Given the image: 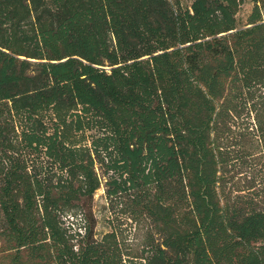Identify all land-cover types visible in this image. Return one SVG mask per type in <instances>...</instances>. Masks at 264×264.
Wrapping results in <instances>:
<instances>
[{
	"label": "trees",
	"instance_id": "obj_1",
	"mask_svg": "<svg viewBox=\"0 0 264 264\" xmlns=\"http://www.w3.org/2000/svg\"><path fill=\"white\" fill-rule=\"evenodd\" d=\"M0 239L6 264H264V0H0Z\"/></svg>",
	"mask_w": 264,
	"mask_h": 264
},
{
	"label": "rangeland",
	"instance_id": "obj_2",
	"mask_svg": "<svg viewBox=\"0 0 264 264\" xmlns=\"http://www.w3.org/2000/svg\"><path fill=\"white\" fill-rule=\"evenodd\" d=\"M251 7V4L250 3H243L237 16L240 20H244L245 19V16H246V13L248 12V10L250 9ZM103 187L101 186L100 188H98L95 192V194L93 195V198H92V211L95 213L96 217L98 219H102V215H103V212H104V209H102L103 205H104V197H103ZM69 219L75 221V222H79V217L76 216V217H70ZM99 228L102 227V224L99 223L98 225ZM3 246H4V242L2 239H0V264H6L7 262V258L4 256L5 253H6V250L3 249Z\"/></svg>",
	"mask_w": 264,
	"mask_h": 264
}]
</instances>
